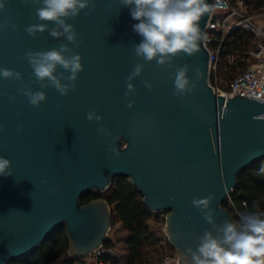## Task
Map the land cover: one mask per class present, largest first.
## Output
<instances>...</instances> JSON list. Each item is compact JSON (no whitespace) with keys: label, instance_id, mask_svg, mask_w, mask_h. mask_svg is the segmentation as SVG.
<instances>
[{"label":"water","instance_id":"1","mask_svg":"<svg viewBox=\"0 0 264 264\" xmlns=\"http://www.w3.org/2000/svg\"><path fill=\"white\" fill-rule=\"evenodd\" d=\"M3 2L0 68L22 73L23 80L0 76V157L12 162L13 173L0 176V264L30 256L61 227L72 255H92L108 239L112 211L103 198L82 199L102 195L117 178H128L151 212L166 215L164 232L178 264H190L188 249H197L205 230L215 233L191 201L213 194L217 199L209 211L216 224L236 221L224 204L239 175L264 160V100L214 91L205 40L193 54L172 58L171 66L145 64L142 76L132 81L136 91L125 97L134 66L145 62L134 52L142 40L133 30L138 21L121 0H93L94 9L68 21L79 47L48 31L36 38L25 31L40 22L34 0ZM213 15L201 18L206 34ZM61 44L75 49L85 68L67 96L36 81L25 58L28 51ZM185 65L195 89L176 96L175 72ZM23 88L44 91L47 102L33 107ZM93 109L102 123L88 121Z\"/></svg>","mask_w":264,"mask_h":264},{"label":"clouds","instance_id":"2","mask_svg":"<svg viewBox=\"0 0 264 264\" xmlns=\"http://www.w3.org/2000/svg\"><path fill=\"white\" fill-rule=\"evenodd\" d=\"M38 5L35 9L39 23L28 26L25 31L33 38L46 31L56 39L63 37L68 44L77 47L78 33L75 26L69 23L80 16L81 12L95 7L93 0H34ZM124 7L129 8L133 20L134 32L142 37L139 44L134 45L135 55L145 63H137L128 77L125 97L136 91L132 83L142 76L145 64L156 62L161 68L171 66L172 58L179 54L191 55L196 52L201 42L207 38L202 31L200 21L205 14L215 10L219 4H209L207 0H121ZM5 3L0 0V12L5 10ZM49 22L54 27L49 28ZM16 27L15 25L13 26ZM61 44L48 51H28L25 58L33 69L36 81L45 88L52 87L62 96L76 90L79 75L85 68L83 57L75 49ZM59 69H63L57 75ZM199 70L197 69V72ZM189 65L178 67L174 77V95L181 96L192 92L195 85L188 78ZM0 76L5 80L22 81V73L8 68H0ZM67 81V83H65ZM145 87L152 89V84L144 82ZM27 96L33 107L39 108L46 103L48 97L44 91H32L28 88L20 90ZM129 103V108L134 106ZM87 119L90 122L102 123L103 118L91 110ZM3 125H0V131ZM22 131V129H18ZM99 131L103 132L104 129ZM115 151V149H112ZM12 162L0 157V176H13ZM264 171V166H262ZM47 184L48 181H43ZM58 189H52L55 193ZM217 198L209 194L206 198H194L191 203L203 214V218L212 224L215 233L205 230L200 237L197 249H188L191 256L190 264H264V209L253 205L251 209L238 212L239 219L225 221L217 225L214 210L209 211Z\"/></svg>","mask_w":264,"mask_h":264},{"label":"trees","instance_id":"3","mask_svg":"<svg viewBox=\"0 0 264 264\" xmlns=\"http://www.w3.org/2000/svg\"><path fill=\"white\" fill-rule=\"evenodd\" d=\"M235 5L239 0H231ZM248 14L264 9V0H244ZM209 33H207L208 35ZM216 40L210 46L211 50L220 48V70L222 87L243 73L251 64L255 38L240 27L232 30L225 38L222 32H215ZM235 57V63L229 58ZM243 58V59H242ZM264 160L258 161L250 169L239 175V185L231 194L238 212H243L257 205L264 209ZM97 198L105 199L112 211L111 230L120 224L114 236L105 242L107 248L117 251L116 257L105 256L106 264H160L161 259L176 251L169 243L162 230H157L156 224H166L165 216L150 211L143 203V196L138 188L132 185L128 178H117L113 185L100 196L93 194L83 197L82 202L88 203ZM246 202V206L243 205ZM236 220L237 213L226 202ZM111 233V231H110ZM109 233V234H110ZM10 264H94L86 258H80L70 253V241L65 227L55 231L36 252L30 256L12 261Z\"/></svg>","mask_w":264,"mask_h":264},{"label":"built area","instance_id":"4","mask_svg":"<svg viewBox=\"0 0 264 264\" xmlns=\"http://www.w3.org/2000/svg\"><path fill=\"white\" fill-rule=\"evenodd\" d=\"M239 7H247L244 0H239L236 5L231 0H219V4L215 8L214 15L209 23V34L205 39V45L210 52V85L217 94L225 97H232L239 92L243 93V96L248 95L264 100V9L256 11L252 15H246V13L239 10ZM232 19H235L236 24L233 27H229ZM238 27L252 34L255 38L254 47L249 52L252 56V59H250L252 62L243 73L227 83L226 88H224L222 87L220 70L221 47L211 50L210 46L216 40L215 32H222L225 38L232 30ZM235 61V57L229 58L230 63H235ZM227 203L238 215L236 203L231 195L228 197ZM243 205L246 206V202H243ZM105 256L116 257L117 251L103 245L88 258L94 264H106L103 260ZM160 264H178L177 253L164 256Z\"/></svg>","mask_w":264,"mask_h":264},{"label":"rangeland","instance_id":"5","mask_svg":"<svg viewBox=\"0 0 264 264\" xmlns=\"http://www.w3.org/2000/svg\"><path fill=\"white\" fill-rule=\"evenodd\" d=\"M239 10L241 11V12H243V13H246V15H252V14H254V13H247L248 12V9H247V7H244V8H240L239 7ZM236 24V21H235V19H232L231 21H230V23H229V27H233L234 25ZM222 79V78H221ZM223 85H226L227 86V84L224 82L223 83ZM161 215H163V216H165L166 217V215L165 214H161ZM120 226V224H117L112 230H111V233L109 234L110 235V237H113L114 236V233H115V231L118 229V227ZM155 227H156V229L157 230H162V232H163V234L164 235H166L165 234V232H164V227H165V225L164 224H156L155 225ZM86 259H88L89 261H90V258H86Z\"/></svg>","mask_w":264,"mask_h":264}]
</instances>
